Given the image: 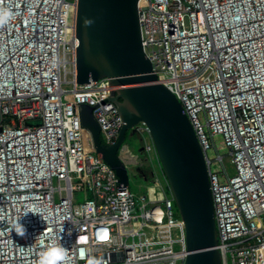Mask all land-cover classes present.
<instances>
[{
  "label": "built area",
  "instance_id": "obj_1",
  "mask_svg": "<svg viewBox=\"0 0 264 264\" xmlns=\"http://www.w3.org/2000/svg\"><path fill=\"white\" fill-rule=\"evenodd\" d=\"M76 5L0 0L13 12L0 26V264H39L53 241L67 264H86L80 247L106 264H184L185 223L147 127L118 149L126 168L150 167L141 187L86 143L81 105L108 146L123 118L109 78L77 81ZM138 13L154 84L181 102L204 153L222 264H264V0H140Z\"/></svg>",
  "mask_w": 264,
  "mask_h": 264
},
{
  "label": "water",
  "instance_id": "obj_2",
  "mask_svg": "<svg viewBox=\"0 0 264 264\" xmlns=\"http://www.w3.org/2000/svg\"><path fill=\"white\" fill-rule=\"evenodd\" d=\"M139 1L77 0V81L83 85L109 78L118 87L110 100L123 118L113 146L102 143L93 107L80 106L81 124L91 148L125 187L128 170L118 149L131 127L144 124L185 223L189 254L184 264H222L205 156L181 102L169 89L154 84L157 76L142 47Z\"/></svg>",
  "mask_w": 264,
  "mask_h": 264
},
{
  "label": "clouds",
  "instance_id": "obj_3",
  "mask_svg": "<svg viewBox=\"0 0 264 264\" xmlns=\"http://www.w3.org/2000/svg\"><path fill=\"white\" fill-rule=\"evenodd\" d=\"M13 12L11 9L0 7V26H3L9 22V20L12 18ZM19 221V220H18ZM17 221V223L14 225L15 232L23 237L26 233L25 227L20 224ZM98 231L100 232H107V228H101ZM61 239V237H60ZM82 238L78 236L77 241H80ZM79 258L82 260L86 259V264H106V261L103 259H98L95 257H92L89 254V251L85 247H80L78 249ZM69 256V250L66 249L60 242L53 241L47 249L41 253L39 264H67Z\"/></svg>",
  "mask_w": 264,
  "mask_h": 264
},
{
  "label": "rangeland",
  "instance_id": "obj_4",
  "mask_svg": "<svg viewBox=\"0 0 264 264\" xmlns=\"http://www.w3.org/2000/svg\"><path fill=\"white\" fill-rule=\"evenodd\" d=\"M126 143L129 145L132 155H138L141 149V143L137 137H130L128 135ZM217 152L221 151L218 149ZM223 154V153H221ZM128 175L130 177V186L133 188L141 187L144 185V181L140 177H144L147 182L151 181L152 174L149 166L135 167L128 164Z\"/></svg>",
  "mask_w": 264,
  "mask_h": 264
},
{
  "label": "bare ground",
  "instance_id": "obj_5",
  "mask_svg": "<svg viewBox=\"0 0 264 264\" xmlns=\"http://www.w3.org/2000/svg\"><path fill=\"white\" fill-rule=\"evenodd\" d=\"M85 138H86V143H87V145H89L90 144V139H89V135L87 134V135H85Z\"/></svg>",
  "mask_w": 264,
  "mask_h": 264
}]
</instances>
